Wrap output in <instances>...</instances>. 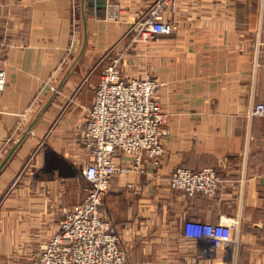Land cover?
Here are the masks:
<instances>
[{
    "label": "crops",
    "instance_id": "1",
    "mask_svg": "<svg viewBox=\"0 0 264 264\" xmlns=\"http://www.w3.org/2000/svg\"><path fill=\"white\" fill-rule=\"evenodd\" d=\"M82 2L0 0V164L28 132L0 173V264H31L63 209L87 197L83 131L117 57L125 77L162 83L169 114L158 164L136 172L119 154L127 171L103 203L129 264H264V118L250 116L264 102V0H180L164 15L172 34L149 41L135 24L152 0H108L100 15L86 6V26ZM178 168H212L224 185L188 197L171 188ZM205 224L235 244L215 248Z\"/></svg>",
    "mask_w": 264,
    "mask_h": 264
},
{
    "label": "built area",
    "instance_id": "2",
    "mask_svg": "<svg viewBox=\"0 0 264 264\" xmlns=\"http://www.w3.org/2000/svg\"><path fill=\"white\" fill-rule=\"evenodd\" d=\"M179 2L152 0L135 24L139 37L149 41L172 34V20L164 15H175ZM121 61L113 58L103 71L83 131L92 154V162L82 173L89 185L88 195L83 202L63 209L58 233L41 245L31 264H129L121 237L103 212V203L113 179L127 171L116 163L119 154L130 157L136 172H144L147 161L158 164L165 153L169 114L159 99L162 83L150 75L125 77ZM6 86V73L0 69V95ZM250 116L264 118V102L255 103ZM170 184L172 190L188 197L215 198L224 180L212 168H178ZM200 236L211 240L215 248L235 244L222 239L209 224L200 225Z\"/></svg>",
    "mask_w": 264,
    "mask_h": 264
},
{
    "label": "water",
    "instance_id": "3",
    "mask_svg": "<svg viewBox=\"0 0 264 264\" xmlns=\"http://www.w3.org/2000/svg\"><path fill=\"white\" fill-rule=\"evenodd\" d=\"M82 1H83L82 2L83 3V11L85 10V7L87 6V8L90 9V13L91 14H92V12H91V10H92L93 13H96L97 15H100L101 13H104L105 12L106 3H108V0H82ZM82 18H83L84 26H86V13H85V11H84V13L82 15ZM32 126H33V124H32ZM32 126L30 127V130L32 129ZM27 134H28V132H26L22 136V138L16 143V145L10 151V153L8 154V156L0 164V173L6 167V165L8 164V162L11 160V158L13 157V155L15 154V152L17 151V149L19 148V146L22 144V142L25 140ZM59 161H60L59 158H57L55 156L54 158L47 160V164H54V163L59 162Z\"/></svg>",
    "mask_w": 264,
    "mask_h": 264
},
{
    "label": "rangeland",
    "instance_id": "4",
    "mask_svg": "<svg viewBox=\"0 0 264 264\" xmlns=\"http://www.w3.org/2000/svg\"><path fill=\"white\" fill-rule=\"evenodd\" d=\"M137 37H139V36L137 35ZM139 40H140V38H139Z\"/></svg>",
    "mask_w": 264,
    "mask_h": 264
}]
</instances>
